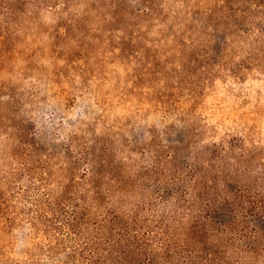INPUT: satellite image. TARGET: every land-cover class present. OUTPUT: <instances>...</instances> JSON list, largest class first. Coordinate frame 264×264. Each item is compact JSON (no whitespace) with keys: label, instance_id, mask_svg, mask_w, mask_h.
<instances>
[{"label":"rangeland","instance_id":"374dc122","mask_svg":"<svg viewBox=\"0 0 264 264\" xmlns=\"http://www.w3.org/2000/svg\"><path fill=\"white\" fill-rule=\"evenodd\" d=\"M260 200L264 0H0V264H264Z\"/></svg>","mask_w":264,"mask_h":264},{"label":"trees","instance_id":"16d2710c","mask_svg":"<svg viewBox=\"0 0 264 264\" xmlns=\"http://www.w3.org/2000/svg\"><path fill=\"white\" fill-rule=\"evenodd\" d=\"M215 185L216 184H213V180L210 179V178H208V180H206L203 184L202 183L201 184H198L197 188H198V191L199 192L198 191H194V187H193V191H194L195 194L194 195L191 194L193 200L191 198V200L189 202L193 201V203H196V202L199 201V198H201L200 201H203L206 198V201H207L206 202V206H208L210 208L211 207V204H210V202L208 203V201H212L213 198L209 196V194L207 193V191L209 189H212L213 191H215V189H216L214 187ZM177 193H175L174 196H173L174 197L173 199H175L174 206L177 209H181V207H182L183 203L186 201V199L183 198V197H185V196H183V193H180V194H177ZM207 196H208V198H207ZM217 196H218V198L224 204H226L227 206H229V205L232 206V200H231V198L227 194H225L224 196H220V194L217 193ZM187 197L189 198L191 196L188 195ZM245 203H246V206H248L246 208H245V206L242 207V208H240V206L238 204H237L238 207H236V209L233 207L234 210H235V213L247 214V212H248L249 209L256 207V209L258 210L257 212H260L264 216V201H261V200L260 201H247ZM126 229L127 228H125V227H121V226L118 227V231H125ZM146 264H152V263L150 261H148ZM247 264H253V263L247 262Z\"/></svg>","mask_w":264,"mask_h":264}]
</instances>
